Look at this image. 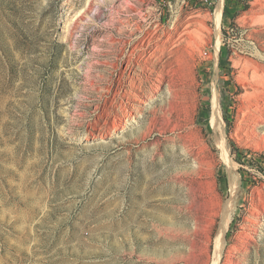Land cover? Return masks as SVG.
<instances>
[{
  "label": "rangeland",
  "instance_id": "obj_1",
  "mask_svg": "<svg viewBox=\"0 0 264 264\" xmlns=\"http://www.w3.org/2000/svg\"><path fill=\"white\" fill-rule=\"evenodd\" d=\"M230 201L264 264V0H0V264H212Z\"/></svg>",
  "mask_w": 264,
  "mask_h": 264
},
{
  "label": "bare ground",
  "instance_id": "obj_2",
  "mask_svg": "<svg viewBox=\"0 0 264 264\" xmlns=\"http://www.w3.org/2000/svg\"><path fill=\"white\" fill-rule=\"evenodd\" d=\"M221 12H222V4H220V6L218 7V15H219V17H220ZM128 94H130V93H128ZM216 100H217V98H216ZM213 106H214L213 107V111H212L213 114H212V119H211L212 120V125H213L214 129L221 134V136L218 138V143L220 144V146L222 148L223 158L225 159V161L229 165H231L232 162H231V158L229 156L228 146H227V143H226L227 142L226 141V131L224 129V119H223V116H222L221 107L219 106V104L217 102H215V104H213ZM238 189H239V184L234 182L233 185H232V194H234V195L236 194L237 195L236 192L238 191ZM233 202H234V200H233ZM233 202L232 201L227 202V204L223 208L220 225H219V228H218L217 235L215 237V250H214V255H213V259H212V264H221V260H222L223 255H224L225 247H226L227 242H228L227 241V233H228L230 221H231V218H233L232 217ZM240 250L241 251H239V252L242 253L243 252L242 249H240ZM233 257L237 259L236 264H240V262L244 260V258L240 257L239 255L233 256ZM232 262H234V261H232Z\"/></svg>",
  "mask_w": 264,
  "mask_h": 264
}]
</instances>
